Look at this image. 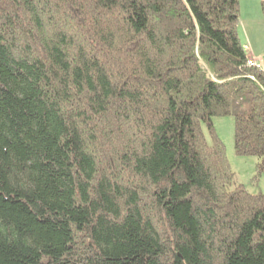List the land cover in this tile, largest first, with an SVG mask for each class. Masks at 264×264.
Here are the masks:
<instances>
[{
	"label": "trees",
	"instance_id": "1",
	"mask_svg": "<svg viewBox=\"0 0 264 264\" xmlns=\"http://www.w3.org/2000/svg\"><path fill=\"white\" fill-rule=\"evenodd\" d=\"M239 22V0H0V264H264V194L232 188L213 124L263 176Z\"/></svg>",
	"mask_w": 264,
	"mask_h": 264
},
{
	"label": "rangeland",
	"instance_id": "2",
	"mask_svg": "<svg viewBox=\"0 0 264 264\" xmlns=\"http://www.w3.org/2000/svg\"><path fill=\"white\" fill-rule=\"evenodd\" d=\"M240 2V22L239 35L245 48L247 35L246 32L252 29H259L261 23H253V20L259 15L264 21L263 0H239ZM213 124L217 135L225 145L226 156L230 163L232 171L235 173V183L232 186L243 184L252 194H264V175L256 176V163L258 158L253 156H238L235 153L234 146V118L231 116L214 117ZM204 134L208 142L210 135L204 127Z\"/></svg>",
	"mask_w": 264,
	"mask_h": 264
},
{
	"label": "crops",
	"instance_id": "3",
	"mask_svg": "<svg viewBox=\"0 0 264 264\" xmlns=\"http://www.w3.org/2000/svg\"><path fill=\"white\" fill-rule=\"evenodd\" d=\"M258 15L253 23H261L263 26L259 29H252L246 32L247 42L245 50L249 57L258 61L261 68L264 70V21ZM264 18V17H262Z\"/></svg>",
	"mask_w": 264,
	"mask_h": 264
},
{
	"label": "built area",
	"instance_id": "4",
	"mask_svg": "<svg viewBox=\"0 0 264 264\" xmlns=\"http://www.w3.org/2000/svg\"><path fill=\"white\" fill-rule=\"evenodd\" d=\"M248 65L256 67V68H261V65L258 63V61L254 60V59H249Z\"/></svg>",
	"mask_w": 264,
	"mask_h": 264
}]
</instances>
